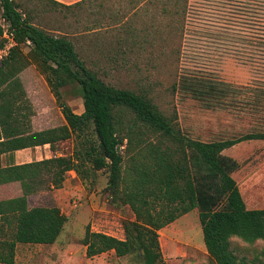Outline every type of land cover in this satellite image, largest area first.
Returning a JSON list of instances; mask_svg holds the SVG:
<instances>
[{"label": "rangeland", "instance_id": "obj_1", "mask_svg": "<svg viewBox=\"0 0 264 264\" xmlns=\"http://www.w3.org/2000/svg\"><path fill=\"white\" fill-rule=\"evenodd\" d=\"M19 1L35 25L69 39L104 82L146 92L185 136L211 141L264 131V0H82L68 8L47 0ZM19 78L37 99L36 126H60L61 113L34 64H28ZM182 79L201 89L209 82L227 84L231 92L212 98L207 107L181 89ZM62 90V100L75 113L82 112L78 86L69 84ZM120 122L124 128L133 126L129 142H123L121 167L130 184L144 160L151 164L146 144L156 142L157 136L127 110ZM74 143L72 137L55 142L51 149L71 155ZM224 152L238 162L232 176L246 207L264 208V145L241 141ZM107 175L100 169L82 180L72 169L59 188L40 184L30 200L58 207L67 221L54 243H17L13 264H142L139 253L86 255L81 240L87 227L123 238V222L134 219L128 205L111 202L105 190ZM19 189L0 187V199L19 195ZM3 231L10 233L12 228L4 226ZM158 241L163 264H215L203 242L197 209L159 229ZM262 245V240L250 244L231 239L238 257L250 259Z\"/></svg>", "mask_w": 264, "mask_h": 264}, {"label": "trees", "instance_id": "obj_2", "mask_svg": "<svg viewBox=\"0 0 264 264\" xmlns=\"http://www.w3.org/2000/svg\"><path fill=\"white\" fill-rule=\"evenodd\" d=\"M47 1L66 8L80 2L66 5ZM21 6L19 0H0V15L9 23L15 42L0 61V184L17 181L22 190L20 196L0 200V263H14L17 243H54L67 221L58 207L29 208L27 195L44 182L59 188L69 170L83 180L105 169V190L111 202L128 205L134 219L123 222V238L87 227L81 240L87 256L113 250L117 256L139 253L142 264H163L158 230L197 209L203 242L215 264H264V208L246 207L232 176L238 162L222 153L241 141L264 139V131L211 141L185 136L146 92L104 82L86 66L69 39L35 25ZM4 41L0 37V47ZM28 64H34L43 76L65 124L32 131V108L19 78ZM213 83L201 89L190 87L182 79L181 89L209 107L212 98H223L231 92L227 84ZM69 84L77 85L81 92V113H75L62 100V88ZM126 110L141 127L157 136L156 142L146 144L151 164L144 160L130 184L121 168L123 142H129L128 132L133 130L131 124L127 128L121 125ZM72 137L75 143L71 155H53L22 164L7 162L11 155L1 159L4 152L46 143L52 148L55 142ZM4 226L12 231H3ZM233 237L250 244L262 240L263 245L250 259L238 257L231 246Z\"/></svg>", "mask_w": 264, "mask_h": 264}, {"label": "crops", "instance_id": "obj_3", "mask_svg": "<svg viewBox=\"0 0 264 264\" xmlns=\"http://www.w3.org/2000/svg\"><path fill=\"white\" fill-rule=\"evenodd\" d=\"M56 1H59V2L64 3L66 5H69V4H73L74 2L81 1V0H56ZM96 1H98V0H96ZM99 1L102 3L103 0H99ZM22 86H23V89L25 91V97H26V93H27V97L30 99V101H29V99L26 97L27 100H28L29 105L30 106L32 105L34 107V110H33L32 106H31L32 114L30 116L32 131L44 130V128H38L36 126V121H35V115L36 114L34 112L35 111H36V113L38 112L37 99L35 97H31V94L29 93V89L24 84ZM51 99L52 98L50 97L48 99V101H51ZM59 111H60V109H59ZM60 113H61V111H60ZM62 124H65V119H64V117H63V115L61 113V125ZM244 141L249 143V145H252V146H254V145L255 146H262V145H264V139H248V140H244ZM236 144H238V143H236ZM224 151H225V149L223 150V153H225ZM8 155H11V156H9V158L6 160L7 162H12L13 164H22V163H28V162H32V161H39V160H42L44 158H49L52 155L60 156L61 153L60 152L54 153L52 151V149L50 148V145L48 143H46V144H43V145H35L33 147H24V148H21V149H17V150H15L13 152H4V153L1 154V159H6V157ZM9 186H19V188H20L19 191L20 192H18V193H20V194L19 195H14V196H9L8 198L17 197V196H20L22 194V190H21L20 184L17 181H12V182H8V183L0 184V187H9ZM32 194H34V193H31V194L27 195V206L29 208L30 207H34V206H39L38 203L34 202L33 200H30V196ZM3 199H6V198H3Z\"/></svg>", "mask_w": 264, "mask_h": 264}, {"label": "built area", "instance_id": "obj_4", "mask_svg": "<svg viewBox=\"0 0 264 264\" xmlns=\"http://www.w3.org/2000/svg\"><path fill=\"white\" fill-rule=\"evenodd\" d=\"M0 27L2 29L1 38L5 39L4 44L0 47V61L8 54L9 49L14 45L13 32L9 28V23L0 15ZM29 45L30 41L27 40Z\"/></svg>", "mask_w": 264, "mask_h": 264}]
</instances>
